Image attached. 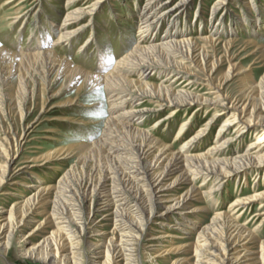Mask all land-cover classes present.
Listing matches in <instances>:
<instances>
[{
  "label": "bare ground",
  "instance_id": "1",
  "mask_svg": "<svg viewBox=\"0 0 264 264\" xmlns=\"http://www.w3.org/2000/svg\"><path fill=\"white\" fill-rule=\"evenodd\" d=\"M15 1L8 0L6 4ZM107 1L110 0H67L70 9L65 10L63 20L56 26L58 37L54 39L48 32L36 47L31 45L28 52H14L0 45V126L5 120L10 122L11 115L15 114L22 123L20 132L0 130V191L7 182L16 187L20 185L16 191L22 186L34 188L28 190V194L22 192L24 188L21 192L8 191L7 194L18 197L17 201L9 209L0 205V252L9 256L15 248L20 260L29 258L43 264H89L91 261L140 264L141 246L150 235L147 240L153 242V247L152 244L144 247L150 254L149 262L156 261L151 251L156 255L170 247L169 252L174 254L172 264H264V236L257 230L259 226L251 228L240 222L238 214L233 216L236 208L243 206L247 211L255 202L264 200V190L235 199L226 212H213L210 224L202 227L211 212L209 204L217 205L216 196L223 195L230 179L240 181L253 173L257 178L264 170V74L257 79L252 73L262 65L253 68L243 65L242 58L236 61L229 53L231 47L236 46V40L227 45L221 39L224 34L229 36L242 31L251 37L245 42L257 46L253 49L257 53L264 46L258 40L264 32V13L256 15L254 12L250 16L248 12L252 11L239 7L244 16L234 12V20L238 22L232 20L226 24V19L221 20L224 13L215 19L223 9L231 12V0H210L211 13L207 19L200 17L208 8L209 0H196L194 20L187 25L185 19L191 14L195 0H138L141 8L135 22L137 43L118 59L100 49L98 67L93 72L59 55L56 45L68 47L83 30L90 26L92 30L96 26L98 11H95L101 10ZM250 1L238 3L248 6ZM135 2L137 4V0ZM113 14L118 16L115 10ZM194 27L205 32L204 36L192 38L190 33ZM93 38L92 33L81 47ZM216 42L227 45L221 56L209 49L215 50ZM225 65L227 68L223 69ZM57 81L61 82L60 86L49 95ZM180 81L185 83L179 84ZM232 81L239 84L236 96L225 92ZM204 89L207 93L201 92ZM90 91L103 92L102 102L107 106L100 135L89 142L49 151L47 161L62 152V158L77 156L84 160V165L92 160L91 172L75 180L69 179L71 171L63 175L59 181L61 193L51 201L55 204L52 215L56 227L49 235H43L46 220H36L29 215V210L43 197L45 203L35 216L49 213L46 205L52 186L45 185V179L35 171L38 157L19 158L17 155L44 121L49 103L54 102V108L62 113L52 119L74 122L78 120L75 112L85 110L78 101L82 94ZM61 96L67 97L59 100ZM96 98L89 108L100 105ZM38 105L41 106L39 115L25 124ZM201 113H212V116L189 136L188 129ZM222 116L224 120L213 139L215 144L206 150L191 151L209 137L213 119ZM152 119L154 125L146 127L145 121ZM179 119L182 120L180 129L172 143L157 135L160 128L156 126L173 124ZM82 121L76 123L84 124L85 118ZM251 132L259 136L258 140L243 149L240 145ZM49 138L56 139L55 136ZM3 139L14 140V154ZM178 140H182V144L176 149L173 143ZM28 179L32 181L28 183ZM70 182L76 190L69 186ZM68 200L71 203H67ZM60 203L65 207L70 204L66 212L59 210ZM98 203L102 205L98 211L100 217L93 222V207ZM165 217V221L158 222ZM225 219L230 222L216 228ZM32 222L36 223L26 237L39 234L41 239L26 248V242H17L15 238ZM110 225L120 229L119 242L109 236ZM168 226L173 227L166 235L171 242L155 244L163 238V232H168ZM90 233L96 236V241H87ZM58 239L65 244L59 246Z\"/></svg>",
  "mask_w": 264,
  "mask_h": 264
},
{
  "label": "rangeland",
  "instance_id": "2",
  "mask_svg": "<svg viewBox=\"0 0 264 264\" xmlns=\"http://www.w3.org/2000/svg\"><path fill=\"white\" fill-rule=\"evenodd\" d=\"M6 1H8V0H0V45H2V47L4 46L8 50L10 49V51L14 50V52H17L20 50H24V52H28V49L30 48L31 45H32V47H36L39 44V40L41 39V37L43 35H48V34L51 35L52 34L51 37L56 39V37H58V35H59V31H58V28L56 26H58V24H60V22L63 20V18L65 16V12H66L65 10L70 9V6L69 7L67 6L68 5L67 0H27V1L26 0H24V1L23 0H17L13 4H9L8 6L6 4ZM44 1H45V3H44ZM115 1H118V2H115ZM135 1L136 0H133V1L132 0H128V1H126V0H113V1H111L110 0V1L104 2L103 6L101 7L102 9L101 10L98 9L95 11V12L98 11L96 14V18H95V25L96 26H94V28L92 30H91V26L88 27L89 29L86 28V30H83L82 32L84 34L81 33L82 37L79 34L78 37H75V39H76V40H74L75 42L73 41V43L71 45H69L68 47L66 44L56 45L57 52L59 51L58 54L63 56V57H68L75 65L83 67L86 70L93 71V72H96L95 70H97V67H98V56L99 55L97 54V52H99L100 49L106 50V52L112 53L114 55V59L120 58L122 55H124L126 52H128L133 47V45H135V43H137V40H138V35L136 33L137 32V28H136L137 26H136L135 22L138 19L141 4L138 3V0H137V4ZM240 1L241 0H231L230 6H229L231 8V12L228 13V11L226 12L225 9H223L222 12H219V15L217 16V18L215 20L221 18V15H223V13H224L225 17L222 18L221 20L225 21V19H226L227 21H225V23L229 24V21L234 20V16H233L234 12L238 13L239 15L244 16L243 13L240 12L239 7H241V9H243V10L249 9L250 11H252V12H248V14H250V16H253L254 12L256 13V15L258 13H261V14L264 13V0H255L254 2L252 0L249 2L248 6H241L240 3H238ZM37 2H38V4H37ZM208 2H210V4H207L208 8H206L205 12L203 13L202 17H200V18H206L207 19L209 17V14L211 13L210 6H211L212 1L209 0ZM85 3L86 2L84 1L82 5H85ZM196 3L197 2L195 0V2L193 3L194 7H193V9L191 8V10H190V11H192L191 14H189L186 17L187 20L185 19L187 25L192 23L194 20V13L193 12L196 8L195 7ZM15 4H16V6H15ZM13 5H14V7H13ZM126 5H127V7H126ZM17 6H19L18 9H17ZM15 7L17 10L15 9ZM19 9L20 10L22 9V10L20 11ZM32 9L34 11H32ZM114 10H115V13L118 14V16L113 14ZM127 10H130V11H127ZM41 11H42V13H41ZM38 12H40V13H38ZM29 14H30V16H29ZM31 15H33L34 17ZM38 16H40V18ZM121 16H122V18H121ZM134 18H135V20H134ZM36 21H38V23ZM237 22L238 21H235V23H237ZM165 25L163 26V29H165ZM45 28H46V31H45ZM56 31L58 32V34ZM158 31L161 33L163 32L162 30H158ZM46 33H48V34H46ZM92 33L94 36L92 41L94 43H92V41H91L88 45H86L85 47L82 48L81 46L84 44L85 40L89 37V35H92ZM95 33H96V35H95ZM204 34H205V32L200 31L195 27L192 30V32L190 33L192 38H196L198 36H204ZM218 37H214V38L217 39ZM234 37H236L237 39H233ZM82 38H84V39H82ZM246 38L250 39L251 37H248V35L244 34L242 31H240L239 34L229 35V36H227V34H224L221 37V39H223L224 43H226L227 45H228L229 41H231V40L235 41L236 40L235 41L236 46L231 47L230 52H229L230 54H232L236 57V61L242 58L241 61H243L242 62L243 65H248L249 67L252 66L253 68H255L256 66L262 65L259 68H256L252 72L253 75H256V77L258 79L262 76V74H264V60H262L264 58V46L261 48V50H259L257 53H255L254 50H255V48L257 49V46L255 47L252 45H247L248 43L245 42ZM238 39H242V40L237 41ZM258 40L261 41V43L264 45V32L262 33L261 36H259ZM224 43L219 44V42H216V45L214 47L215 50L212 48H209V49H210V51H214L215 54L221 56L225 53V49H226L225 47L227 46V45L225 46ZM241 47H243V50H239ZM107 48H108V50H107ZM253 52L255 53L254 55H253ZM211 54H212V52H211ZM246 55H249L248 56L249 58L248 57L246 58L245 57ZM261 55H262V57H261ZM243 57H245V58H243ZM258 61H261V62L253 64V63L258 62ZM110 65H109L108 69H110L112 67ZM224 68H227V65H225L223 67V69ZM60 83L61 82H59V81L54 83L53 89H52V91L49 92V95L52 94L53 91L60 86ZM181 83L183 85L185 83V81H180L179 84H181ZM238 87H239V84L237 85V82L232 81L229 84H227V86L225 88V92L231 96H236L238 94V89H239ZM201 92L207 93V90L204 89ZM82 95L83 96H81V100L78 102H80V105H82L83 107L85 106V110L75 112L74 116H77L78 120H76L74 122H72V121H70V122L58 121V120H56L57 118L52 119L55 116L59 117L62 113L59 112L58 108H54V106H53V104H55L54 102L49 103L48 108H47V109H49V112L46 113V117H45L44 121H42V123H40L38 125L39 127L37 128V130H35V132H33L32 138L28 142V144L24 147V150H22L17 155L19 158L24 157V156L38 157L39 159H37V162H35V163H37L38 167L35 168V171L39 176H41L45 179V185H49L50 187L52 186L51 190L49 192V197L47 199L48 203L46 205L47 208H49L50 214L46 213L44 216H35V214L38 213L40 207L45 203V199L43 197H41L42 201H40V203L39 202L36 203L29 210V215L35 217L36 220H44V219L46 220V222H45L46 230H45V233L44 232L42 233L43 235H47V233L49 235V233H51L56 227V225H55L56 220H53V215H52L53 208H54L55 204L51 201L56 200V195L61 193V189H60L61 185H60L59 181L61 180L63 175L66 174V172L71 171L73 174L71 176H69L70 180H72V179L75 180L77 178H80V176L84 177L91 172V167L93 164L92 160H91L90 162H88L87 164L84 165L83 164L84 160L82 158L77 157V156L69 157V158H62V156H63L62 152L55 155L56 157L54 156L51 160L47 161V157H48L47 153H49V151L50 152L51 151L56 152V150L67 147L71 144H76V143H80V142H89V141L93 140L95 137L100 135V132L102 131L103 126H104L103 125V119H104V115L107 111L106 110L107 106L102 102L104 99L103 92L99 91L98 94H95V92L90 91V92H86ZM95 95H97V96H95ZM66 97L67 96H61L59 98V100H63ZM90 97H94V99L97 97L96 98L97 102L100 105H96L93 103L94 105L92 106V108H89L88 106L92 105L91 102L94 101V99L92 100V98H90ZM101 104H103V105H101ZM87 108H89V110H87ZM40 109H41L40 105H38L36 108L32 109V112H31L29 118L25 121V124L31 122L35 117H37L41 111ZM11 116H13V117H12L10 122L5 120L1 123V126H0L1 132L6 131V132L10 133L12 130L20 132L22 123H21V120L19 119V116H17L16 114H15V116L14 115H11ZM199 116L200 117H198L197 119H195V121H193L192 127L188 129V130H190L189 136L191 134H193L195 131L199 130L202 127V125L204 124L205 120L208 117L212 116V113H210V114L201 113ZM84 118H85L84 124L83 123L82 124L76 123V122H84V121H82ZM213 120H214L213 123L210 125L211 129L209 132V137L204 139L202 142H199L198 143L199 147L194 146L191 149V151H197V150H203V149L206 150L207 148H209L215 144L214 143L215 141L213 139L215 138V136L218 132L220 124L224 120V116H222L221 118L216 117ZM154 122H155V120H153V119L147 120V121H145L144 125L146 127H150V126L154 125ZM181 122H182V120L179 119L175 122H172L173 124H169L170 126L166 125V124H159V126L155 127V128H160L159 132H157V135L162 136L163 140L165 142L172 143L173 142L172 140H174L175 134L180 129ZM49 136H55L56 139L53 140V139L49 138ZM258 137L259 136L254 134V132H251L250 134L247 133L245 135L244 141L242 142L240 147H243V149H245L250 143L256 142L258 140ZM3 142H4L5 146H7V147L9 146L10 149H12L11 154H14L15 153L14 140L12 142V139H5V140L3 139ZM173 144H174V147L177 149L181 146L182 140H178ZM236 146H239V144H237ZM18 157H17V161L19 160ZM24 180H26V179H24ZM31 181H32V179L27 180L28 183H30ZM85 181H88V177H86ZM11 183L12 182H7L4 186V189L2 191H0V205L6 206L7 209L11 208L13 203L15 201H17V198H18L17 196H12V195L7 194L8 191H10L12 193L21 192V190L24 188L23 189L24 191H22V192L23 193L25 192L24 194H28L29 193L28 190H34V188H32V187L29 188V186H25V187L22 186V189H19V191H16V189H18L17 187L20 185L17 184L18 186L16 187L15 185H13ZM71 184H72V182H70L69 186L76 190V188H75L76 184H74V181H73V184L75 186L73 184L72 185ZM75 190H73L72 192L74 193ZM201 190L204 191L206 189H201ZM262 190H264V170H262V172L259 174V176L257 178H256V174L253 173V174L247 175L246 177H243L240 181L230 179L229 185L227 186V188L224 189L223 195L219 196V197L216 196V198L218 199L217 205L215 207H213V206H211V204H209L211 212L208 213L209 217L204 222L202 227L210 224V222H211L210 217H211L213 212H218V211L226 212L229 209L230 204L235 199L246 197V196H251L255 192H260ZM45 197H47V196H45ZM205 201H206V198H205ZM67 203H71V200H68ZM68 205H70V204H68ZM67 206L65 207L64 203L63 204L60 203L61 208L59 207L60 208L59 210L61 212H66ZM101 206L102 205L100 203L94 205L93 210H94L95 216H93V218H92L93 222H95L99 219L100 216L98 215V213H99L98 211L101 209ZM236 209H237V211H235V214L233 216L238 214L239 218L241 220L240 222L241 223H247L248 226L251 228L259 226V228H257V230L262 231V233H263L262 235L264 236V214H263L264 213V200H262L261 202L260 201L255 202L252 205V208H249L247 211H246V209L243 210V206H240ZM67 213H68V211H67ZM254 215L256 216L255 218H254ZM36 220H34V221H36ZM165 220H166V217L163 220L158 221V222L162 223V221H165ZM225 220H226V222H225ZM225 220L220 221V223H218L220 225H217L216 228L219 229L222 226H226V224H228V222H230V221H228V219H225ZM222 222H223V224H222ZM35 223L36 222H32L29 226L25 227L22 230V232L17 235V237L15 238V241L26 242V245H25L26 248H29L30 246L33 245V243H35L36 241H39L41 239L39 234H34V235H30V236L26 237L27 234H29L31 229L34 227ZM152 225L153 224L151 223L150 225L147 226V231L151 228ZM109 227H108V231L110 233L109 236L110 237L113 236L114 241L119 242V240L122 239V235H120L121 234L120 229H118V226L114 227V226L110 225ZM172 229H173L172 226L166 227V231H168V232H163L162 233L163 238L161 237L160 239H158L159 242L155 243V244H157V245H162L164 243L169 244L171 242V238L166 237V235L169 234V231H173ZM63 232H64L63 236L65 237L66 232L64 230H63ZM95 237L96 236L93 233H90L86 236V239H87V241H96V240H94ZM148 238H150V235L146 236V238L144 239V244L141 246L142 249H141V254H140V262L142 261L141 263H144V264H158V262L156 263V261L158 260L160 264H172L174 254L169 252L170 247H165L164 248L165 250L163 249L164 251H161V252L158 251L156 253V255H155V251L154 252L151 251L152 256H155L156 261H150V262L148 261L150 254L149 253H148L149 255L147 254V251L144 249V247L149 245V244L150 245L152 244V247H153V242L148 241L147 240ZM58 240H59V242H58L59 246H62L65 244V243L64 244L61 243L62 240L61 241H60V239H58ZM190 240L194 241V239H190ZM168 241H170V242H168ZM158 254H160V255H158ZM94 262L95 261H91V262H89V264H95ZM0 264H43V263H41L40 261H37V260L29 259V258L26 259L25 261L20 260L16 249L13 248L11 250L9 256L4 255L3 253L0 252Z\"/></svg>",
  "mask_w": 264,
  "mask_h": 264
}]
</instances>
